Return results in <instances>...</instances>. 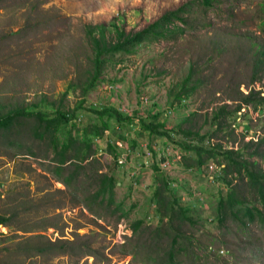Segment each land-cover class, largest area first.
I'll return each mask as SVG.
<instances>
[{"label":"rangeland","instance_id":"374dc122","mask_svg":"<svg viewBox=\"0 0 264 264\" xmlns=\"http://www.w3.org/2000/svg\"><path fill=\"white\" fill-rule=\"evenodd\" d=\"M182 6L184 22L173 20L171 36L148 38L129 52L105 55L95 74L89 32L98 38V26H103L106 41L115 43L112 23L134 35ZM257 45L264 47V0H214L209 8L198 0H0V116L14 111H41L47 118L74 113L57 133L60 141L68 134H89L93 125H100L95 111L105 108L134 119L129 124L108 122L110 130L93 139L94 155L68 187L55 175L53 127L46 132L35 116L23 114L10 129H0V215L9 220V228L0 225V263L154 264L148 256L166 253L172 234L179 232L192 237L193 251L201 258L208 255L202 264H264V221L244 225L237 212L242 207L264 210L246 176L225 175L227 160L222 157L233 150V157L248 161L249 169L264 172V161L250 157L264 137V111L244 105L223 120L220 130L212 123L216 109L226 105L232 111L241 95L259 92L264 97ZM141 120L160 128L151 133ZM187 131L207 138L199 142ZM116 141L129 151L133 167L143 164L149 152V174L138 180V174L131 178L114 167L107 145ZM168 143L217 148L219 154L198 169L194 152L181 150L182 159L171 171L160 172ZM212 163L222 172L214 182L206 170ZM73 165L62 172L64 179L72 176ZM103 174L121 183L111 199L94 198ZM161 177L176 183L169 194L189 209L194 225L176 223L167 229V218L153 199ZM230 191L242 205L226 210L220 223L218 202ZM137 221L142 225L134 232ZM27 238L32 239L30 247L55 243V254L13 255L16 244ZM64 242L69 244L58 254ZM178 264L190 262L180 258Z\"/></svg>","mask_w":264,"mask_h":264},{"label":"trees","instance_id":"16d2710c","mask_svg":"<svg viewBox=\"0 0 264 264\" xmlns=\"http://www.w3.org/2000/svg\"><path fill=\"white\" fill-rule=\"evenodd\" d=\"M198 1H200V3L205 8L211 7L212 3L214 2V0H198ZM184 8L185 6H182L176 11H171L164 14L158 20L148 25L147 27L143 28L142 30L138 31L134 35L126 34L123 30L119 29L117 24L112 23L110 26L114 30L117 36L115 43L106 41L103 26H98L99 28L98 38H96L94 35H92L91 32H89L95 51L94 52L95 74L98 75L100 72V68L103 64L101 58L103 56L114 55L116 53H121V52H129L134 46L140 44L141 42H143L148 38L157 40V39H165L168 35L171 36L172 29L170 26L172 25L173 20L184 22V19L180 17ZM256 50L257 51H255L254 55L257 56L256 60L258 61L257 62L258 66L264 67V47L258 46ZM189 79L190 76L187 78L186 82H188ZM93 85H94V78L91 80L88 87H91ZM177 99L179 100L180 97H178ZM240 101L241 102H239L232 111L228 112L226 110V105H222L221 107L216 109V111L213 113L212 116V123L214 124L213 126L215 127L216 131L221 129L222 122L225 118L229 117L232 114L235 115L237 112L240 111L242 106L244 105L246 107L250 106L253 107L255 110L263 106L264 97H261L259 92L257 93L249 92L245 96L241 95ZM23 114L35 116L39 123V126H43L46 132L51 133L52 127L53 130H55V139H54L55 141H53L54 142L53 146L55 148V161H54L55 175L59 177V178L57 177V181L62 185H64L65 187H68L70 181H73L77 177L79 171L82 169L83 162L88 161L94 155V152L92 150L93 139L98 140L102 138L105 131L110 130V126L108 123L110 120H114L118 124H124V123L129 124L132 123L134 120L131 116L129 115L125 116L122 113H120V111H118L113 107L105 108L100 111H95V114L98 115V119L100 120V125H93L91 127V131L89 134H87L88 132H85L82 135V137H77V138L73 137L71 134L70 135L68 134L62 139V141H60L59 137L57 136V133L59 132L62 126L69 124L70 121L74 119L75 117L74 113L67 114L64 112H57L54 117L47 118V115H45L41 111L28 112V113L14 111L4 116H0V129H6V130L10 129L13 126L14 122H16V120L19 117L23 116ZM104 117H106V119H103ZM140 124L145 130L151 133L156 128H160V126L152 125L151 123H144L143 120L140 121ZM186 135L196 137L199 140V142H203L207 138L206 136L199 135L198 133L191 134L189 131L186 132ZM176 146L179 147L184 152L185 151L194 152V154L197 156L196 167L198 169H200L203 166L205 159L216 158V156L219 154L216 151L217 148L204 149L202 146L197 147L191 145H184L183 147H181L178 144H176ZM263 146H264V137L259 141H257L256 149L253 153L250 154V157L251 158L258 157L262 161H264V152L263 153L259 152V150L262 149ZM107 147L109 154L111 155L114 161V167H117V158L119 157V153L115 146L108 144ZM203 154L206 156L205 158L203 157ZM234 155L235 152L233 150H227L222 153V157H224L227 160L223 172L225 173V175L236 174L240 176H246L250 182L252 189L255 190V194L258 202L260 203V205L264 210V172H259L257 170L249 169L248 161L241 160L239 158H234L233 157ZM72 162H74L73 165L74 170L71 174L72 176L68 177L67 179H64L61 174L66 170V167H68ZM219 163H221V161ZM256 165H257L256 161H253L251 163L252 167H255ZM161 178L162 179L160 180L159 184H158V180L155 181L156 185L158 186L153 192V199L157 200V203L159 205L158 211L162 212V216L167 218V224H168L167 229L169 230L172 229V226L176 225V223L177 224L187 223L190 225H194V221L189 214V209L181 206L178 203L177 198L169 194L170 187L168 185V182L165 180L164 177ZM116 185L117 182L113 175L103 174L100 180V187L98 191L95 193L94 198L98 199L101 197L109 196V198L111 199L114 195V188ZM165 194L166 195L169 194L170 197L168 198ZM240 204L241 202L237 201L234 191H230L226 195L225 199L221 198L217 206V214L220 223H222L224 220L226 210L228 209L232 210L235 208V206ZM237 212H241V218H239V220L244 225L245 223H253L257 220L260 222L264 221L263 211L255 207H251V208L242 207L241 209H238ZM234 217H237V215L234 214ZM8 223H9L8 218L3 215H0V225L9 228ZM141 225H142V221H137L133 225L134 232H136L141 227ZM35 239H41V238L35 237ZM8 240L11 243H15V241L12 238ZM31 240H32L31 238H27L22 242L17 243L16 245L18 246L14 249L13 255L25 256L26 258H34V257L45 258L50 256L51 254H55V243L48 242L38 247H30L28 242L30 243ZM66 244L69 243L64 242L61 245V247L59 246L60 250H56V252H58V254H63ZM187 246H190V250L188 252H186ZM157 254L158 253L156 252V255ZM207 257L208 255L201 258L196 252H194L192 237L185 236L179 232L172 234L170 247L166 251V253L154 257L152 255L148 256V258L154 264H178L180 258H185V260L189 261L190 264H200L202 261H206Z\"/></svg>","mask_w":264,"mask_h":264},{"label":"built area","instance_id":"2783aa9c","mask_svg":"<svg viewBox=\"0 0 264 264\" xmlns=\"http://www.w3.org/2000/svg\"><path fill=\"white\" fill-rule=\"evenodd\" d=\"M263 111H264V104L263 106H261ZM116 148L125 150L126 147H124L123 143L121 141H116L114 143ZM129 151H124L122 154H119V157L117 158V165L119 167H123L125 164L128 163L127 161V157H128ZM164 158L163 160L160 161V163L158 164V169L159 171H165V173H168L171 171L172 166L174 165L175 162H179L182 159L183 153L181 152V149L179 147H177L176 145L170 144L168 143L167 148H166V152L163 155ZM150 153L149 152H145V160L143 161V164L139 165L138 167H134L132 171H130L129 173V177H137V174L141 171V169H145V168H149L150 167ZM205 169V167H203ZM201 169L202 171L204 169ZM206 170H208L209 174H210V181L214 182V180H217L218 178H220L222 176V172L220 168H217L216 165H214L213 163L210 164ZM169 187L172 188L174 186H176V183H168ZM133 186L134 188H136L138 186L137 182H133ZM193 198L196 200V202H200L201 201V195L199 194L198 191L195 190V192H193Z\"/></svg>","mask_w":264,"mask_h":264},{"label":"crops","instance_id":"0c3cea01","mask_svg":"<svg viewBox=\"0 0 264 264\" xmlns=\"http://www.w3.org/2000/svg\"><path fill=\"white\" fill-rule=\"evenodd\" d=\"M121 168L123 170H126L127 171V175H129L130 171H132L134 167L131 164L127 163ZM123 170H121V171H123ZM145 173H148V172H145V169H141V171L138 173L137 179L140 180L142 178V175H144ZM120 176H121L120 178H123V172H121ZM117 184H118V186H121V183L119 181L117 182Z\"/></svg>","mask_w":264,"mask_h":264}]
</instances>
